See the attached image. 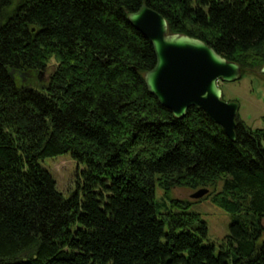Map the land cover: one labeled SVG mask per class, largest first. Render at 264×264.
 Returning <instances> with one entry per match:
<instances>
[{
  "label": "trees",
  "instance_id": "trees-1",
  "mask_svg": "<svg viewBox=\"0 0 264 264\" xmlns=\"http://www.w3.org/2000/svg\"><path fill=\"white\" fill-rule=\"evenodd\" d=\"M144 4L264 67V0H0V264H264V128L238 115L233 141L159 103L153 45L128 21ZM64 154L84 167L70 198L40 165ZM158 188L211 190L201 200L233 217L219 255L190 212L201 200L161 205Z\"/></svg>",
  "mask_w": 264,
  "mask_h": 264
},
{
  "label": "water",
  "instance_id": "water-1",
  "mask_svg": "<svg viewBox=\"0 0 264 264\" xmlns=\"http://www.w3.org/2000/svg\"><path fill=\"white\" fill-rule=\"evenodd\" d=\"M128 21L154 48L156 65L145 73L149 92L176 118L185 117L192 107L203 110L231 140H236L240 105L224 101L219 83L238 81L243 72L240 65L228 61L201 39L170 32L167 19L146 4L131 13ZM260 73L264 75V67ZM209 191L199 189L191 198L201 200Z\"/></svg>",
  "mask_w": 264,
  "mask_h": 264
},
{
  "label": "rangeland",
  "instance_id": "rangeland-1",
  "mask_svg": "<svg viewBox=\"0 0 264 264\" xmlns=\"http://www.w3.org/2000/svg\"><path fill=\"white\" fill-rule=\"evenodd\" d=\"M261 69L246 68L238 81L219 83L223 91L224 101L238 102L240 105L239 117L252 129L264 128V75L260 73ZM53 70L54 65L52 62L50 67L42 75H39L40 82L47 83ZM40 165L50 172L56 181L58 191L66 198H70L79 192L78 185L81 182V172L84 167L80 166L72 158L71 154L44 158L40 161ZM223 183V179L218 181L216 185L217 191L222 190ZM198 190L173 188L166 195L163 190L158 188L156 200L161 205L170 204V199H184L196 202L198 200L192 199L191 196ZM81 198H83L82 195ZM190 212L200 214L207 223L208 235L204 239V244L214 245L215 253L219 255L230 234L232 215L214 205L210 199H203L193 204Z\"/></svg>",
  "mask_w": 264,
  "mask_h": 264
}]
</instances>
